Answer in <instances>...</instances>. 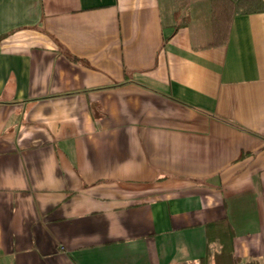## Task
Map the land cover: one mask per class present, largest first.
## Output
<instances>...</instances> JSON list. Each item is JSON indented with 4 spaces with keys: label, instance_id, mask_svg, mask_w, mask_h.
<instances>
[{
    "label": "crops",
    "instance_id": "0c3cea01",
    "mask_svg": "<svg viewBox=\"0 0 264 264\" xmlns=\"http://www.w3.org/2000/svg\"><path fill=\"white\" fill-rule=\"evenodd\" d=\"M212 3L0 0V264H264V0Z\"/></svg>",
    "mask_w": 264,
    "mask_h": 264
},
{
    "label": "trees",
    "instance_id": "16d2710c",
    "mask_svg": "<svg viewBox=\"0 0 264 264\" xmlns=\"http://www.w3.org/2000/svg\"><path fill=\"white\" fill-rule=\"evenodd\" d=\"M212 25L213 34L215 36V43H220V37L223 38L225 34L227 21L229 15L234 11L239 12H255L262 9V0H222L221 4L216 3L217 0H212ZM220 8H223L221 11ZM223 41V39H222ZM222 43V42H221ZM214 44V42H213ZM225 252L215 253V264H236L235 259ZM245 264H258L256 261L251 260Z\"/></svg>",
    "mask_w": 264,
    "mask_h": 264
}]
</instances>
